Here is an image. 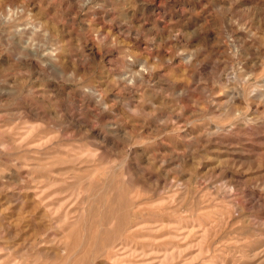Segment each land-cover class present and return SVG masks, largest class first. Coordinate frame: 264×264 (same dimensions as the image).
<instances>
[{"label": "rangeland", "instance_id": "1", "mask_svg": "<svg viewBox=\"0 0 264 264\" xmlns=\"http://www.w3.org/2000/svg\"><path fill=\"white\" fill-rule=\"evenodd\" d=\"M0 264H264V0H0Z\"/></svg>", "mask_w": 264, "mask_h": 264}, {"label": "bare ground", "instance_id": "2", "mask_svg": "<svg viewBox=\"0 0 264 264\" xmlns=\"http://www.w3.org/2000/svg\"><path fill=\"white\" fill-rule=\"evenodd\" d=\"M39 66V65H38ZM131 67V66H130ZM137 70V69H136ZM263 97V96H262ZM30 208V207H29Z\"/></svg>", "mask_w": 264, "mask_h": 264}]
</instances>
